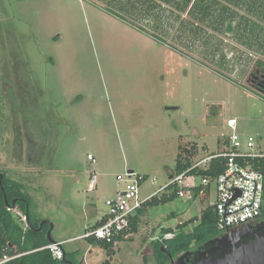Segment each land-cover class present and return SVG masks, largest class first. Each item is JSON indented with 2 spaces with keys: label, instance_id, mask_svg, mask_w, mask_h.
<instances>
[{
  "label": "rangeland",
  "instance_id": "obj_1",
  "mask_svg": "<svg viewBox=\"0 0 264 264\" xmlns=\"http://www.w3.org/2000/svg\"><path fill=\"white\" fill-rule=\"evenodd\" d=\"M127 1L0 0V173L83 264H157L153 241L217 198L213 185L146 209L110 258L84 235L124 189L118 176L145 175L147 199L185 148L192 164L219 153L230 119L264 151V96L243 78L264 61V0H149L132 15Z\"/></svg>",
  "mask_w": 264,
  "mask_h": 264
},
{
  "label": "built area",
  "instance_id": "obj_2",
  "mask_svg": "<svg viewBox=\"0 0 264 264\" xmlns=\"http://www.w3.org/2000/svg\"><path fill=\"white\" fill-rule=\"evenodd\" d=\"M237 123L236 119L227 121L231 135H222L226 144L222 152L196 163L191 169L180 175L171 176L167 185L149 195L145 200L140 198L141 185L147 180L145 175L128 171L124 176H118V181L124 184V189L119 191L114 198L106 200L107 220L98 228L86 233L84 238L95 237L111 242L115 236L121 235L129 229L131 218L143 208L147 201L162 194L169 187H175L178 190L179 198L193 200L195 199V189L201 188L198 197L205 198L207 194H210L214 185L217 198L213 205L217 215V228L222 234L230 229L250 225L260 220L264 207V171L255 169L252 160L264 159V153L257 151L254 138H244L238 133ZM213 158L226 160L225 170L222 174L213 181L208 177H201L200 184L187 183L190 177H195L189 175L192 170L197 168L208 169L209 162ZM88 159L96 164L94 156L89 155ZM97 182V175H93L91 187L96 186ZM7 210L16 216L24 231L28 230L29 220L26 214L15 206H8ZM129 236L125 237L128 239ZM174 237L173 233H166L162 238L156 240L164 242ZM62 244L51 243L46 249H49L53 256L60 260L64 256L61 249ZM12 250H14V254L10 255L8 252ZM26 254L28 253L19 254L18 248L10 245L3 253H0V264H9Z\"/></svg>",
  "mask_w": 264,
  "mask_h": 264
},
{
  "label": "trees",
  "instance_id": "obj_3",
  "mask_svg": "<svg viewBox=\"0 0 264 264\" xmlns=\"http://www.w3.org/2000/svg\"><path fill=\"white\" fill-rule=\"evenodd\" d=\"M231 30V27L229 28ZM186 153H188L186 151ZM189 154V153H188ZM212 154L211 156H214ZM226 160L224 158H213L209 162L208 169L197 168L192 170L189 175L200 176L202 178L208 177L212 181L215 180L225 170ZM252 165L255 169H261L264 171V159L252 160ZM192 168V163L188 157H183L182 154L178 156L175 174L172 176L180 175ZM24 185L18 181L12 180L4 175L3 183L0 184V253L9 247L18 248L19 254L28 253L20 258H17L9 264H66L65 259L75 256V253L66 252L65 259L57 260L53 257L52 252L46 249L51 241L48 237V231L50 225H44V228L39 231L41 223L44 219H41L36 212H34V203L28 193L23 191ZM201 188H197L194 191V196H199ZM179 198L178 190L175 187H169L162 194L153 197L147 201L143 208L140 209L135 216L131 218V224L127 231L121 233V235L115 236L111 242L96 239L95 237H86V241L91 246H97L107 251L108 256L112 258L115 255L116 243L126 241L125 236L137 233L140 223L142 221V215L146 209L154 208L160 205H165L174 199ZM194 200V199H193ZM19 208L28 217V223L31 224L28 230L24 231L23 226L19 223L16 216L8 212L7 207L13 206ZM264 217V207L262 211ZM107 217H104L101 221L95 223L89 228L94 230L101 226ZM198 222V225L194 229L188 232L186 229ZM87 232V233H88ZM163 233H174L175 237L171 240H165L164 242L153 241L156 245V261L159 264H170V256L162 250V247L166 246L169 253L178 258L185 252L192 250L195 247H201L206 242L219 237L222 233L217 228V215L214 205L208 206L201 214L200 217H195L190 221L180 224L177 230L164 229ZM53 239V237L51 236ZM10 255L14 254V250L8 252ZM104 264H111V259Z\"/></svg>",
  "mask_w": 264,
  "mask_h": 264
},
{
  "label": "water",
  "instance_id": "obj_4",
  "mask_svg": "<svg viewBox=\"0 0 264 264\" xmlns=\"http://www.w3.org/2000/svg\"><path fill=\"white\" fill-rule=\"evenodd\" d=\"M44 225H50L48 237L51 243H57L51 238L53 223L43 221L40 231ZM162 250L170 256L171 264H264V223L257 228L245 225L230 229L178 258H174L165 247Z\"/></svg>",
  "mask_w": 264,
  "mask_h": 264
},
{
  "label": "flooded vegetation",
  "instance_id": "obj_5",
  "mask_svg": "<svg viewBox=\"0 0 264 264\" xmlns=\"http://www.w3.org/2000/svg\"><path fill=\"white\" fill-rule=\"evenodd\" d=\"M244 81L253 89L257 90L264 96V61L263 59L257 60L253 66L249 69L248 73L243 77ZM23 94V92L21 93ZM21 96V95H19ZM23 97V95H22ZM4 174L0 173V184L3 183ZM264 223V217L262 215L261 219L250 224L251 227L257 228ZM44 228V227H43ZM42 228V229H43ZM40 231V230H39ZM200 247H195L197 249ZM66 264H83V260L79 259L77 254L73 257L65 259ZM159 264L158 261H156ZM171 264V262H170Z\"/></svg>",
  "mask_w": 264,
  "mask_h": 264
},
{
  "label": "crops",
  "instance_id": "obj_6",
  "mask_svg": "<svg viewBox=\"0 0 264 264\" xmlns=\"http://www.w3.org/2000/svg\"><path fill=\"white\" fill-rule=\"evenodd\" d=\"M144 1H147L148 3H146V2H143V0H141V1H139V0H128L127 2V4H126V8L124 9V11L126 12L127 11V13L129 14V15H132V14H134V12H135V10L137 9V6H138V4H143V5H145L147 8H148V4H149V0H144ZM145 3V4H144ZM130 8H132V9H130ZM201 8L202 9H206L205 7H204V5L203 4H201ZM128 9V10H127ZM148 11V10H147ZM149 12H151V11H149ZM131 17V16H130ZM133 17H134V15H133ZM132 17V18H133ZM231 27V30H233V28H232V25L231 26H229L228 27V30H229V28ZM230 30V31H231ZM220 146H221V151L220 152H222L224 149H225V147H226V144L224 143V141H221L220 142ZM256 147H257V151H259L260 153H264V151H262V147L261 146H257L256 145ZM194 148H196V146L195 145H193V146H191L190 148H185V150H184V152H185V154L183 155L182 153H180V154H182V156L183 157H188V158H190V159H192V157H191V155L193 154L191 151H188V150H193ZM186 151L189 153H186ZM219 152V153H220ZM213 154H215L216 155V153H213ZM218 154V153H217ZM212 155V154H211ZM211 155H209L208 157H211ZM207 157V158H208ZM204 159H206V158H204ZM204 159H201V160H198L197 162H195V163H193L192 164V166L193 165H195L196 163H198V162H200V161H202V160H204ZM93 175H96V173H92V176ZM173 175V174H172ZM171 175V176H172ZM92 176H91V178H92ZM170 176V177H171ZM209 195V194H208ZM208 195H206V197L208 196ZM205 197V198H206ZM197 198H200V197H197ZM197 198H195V199H197ZM205 210V209H204ZM203 210V211H204ZM202 211V212H203ZM202 214V213H201ZM171 216H175V214H171ZM201 216V215H200ZM104 217H106V215L104 216ZM104 217H102L100 220H98L97 222H99V221H101ZM96 222V223H97ZM174 234V233H173ZM61 241V240H60ZM63 241V240H62ZM64 242V241H63Z\"/></svg>",
  "mask_w": 264,
  "mask_h": 264
}]
</instances>
